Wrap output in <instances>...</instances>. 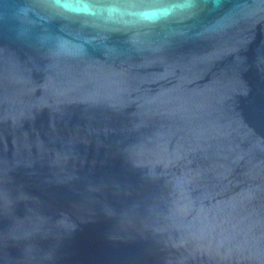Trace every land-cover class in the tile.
<instances>
[{
    "label": "water",
    "instance_id": "1",
    "mask_svg": "<svg viewBox=\"0 0 264 264\" xmlns=\"http://www.w3.org/2000/svg\"><path fill=\"white\" fill-rule=\"evenodd\" d=\"M193 3L0 0V264H264V0Z\"/></svg>",
    "mask_w": 264,
    "mask_h": 264
},
{
    "label": "clouds",
    "instance_id": "2",
    "mask_svg": "<svg viewBox=\"0 0 264 264\" xmlns=\"http://www.w3.org/2000/svg\"><path fill=\"white\" fill-rule=\"evenodd\" d=\"M55 7L69 13L95 15L103 12L109 17H132L137 21L156 23L178 12H188L195 7L193 0H55Z\"/></svg>",
    "mask_w": 264,
    "mask_h": 264
}]
</instances>
